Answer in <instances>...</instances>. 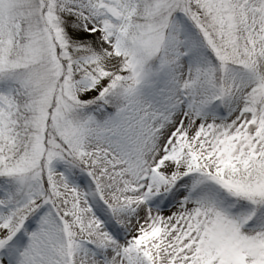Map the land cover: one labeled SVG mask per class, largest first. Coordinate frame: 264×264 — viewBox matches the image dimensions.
Instances as JSON below:
<instances>
[{
  "label": "snow or ice",
  "instance_id": "snow-or-ice-1",
  "mask_svg": "<svg viewBox=\"0 0 264 264\" xmlns=\"http://www.w3.org/2000/svg\"><path fill=\"white\" fill-rule=\"evenodd\" d=\"M0 264H264V0H0Z\"/></svg>",
  "mask_w": 264,
  "mask_h": 264
}]
</instances>
